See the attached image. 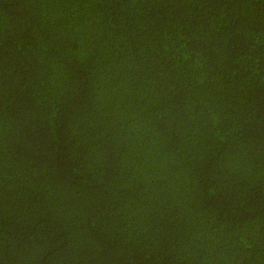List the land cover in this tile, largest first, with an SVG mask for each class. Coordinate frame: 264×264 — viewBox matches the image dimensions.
<instances>
[{"label": "trees", "instance_id": "1", "mask_svg": "<svg viewBox=\"0 0 264 264\" xmlns=\"http://www.w3.org/2000/svg\"><path fill=\"white\" fill-rule=\"evenodd\" d=\"M0 264H264V0H0Z\"/></svg>", "mask_w": 264, "mask_h": 264}]
</instances>
